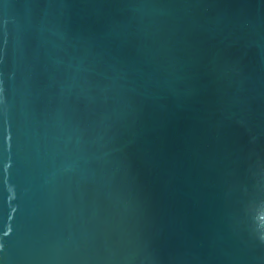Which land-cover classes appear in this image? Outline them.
I'll return each mask as SVG.
<instances>
[{
    "label": "water",
    "instance_id": "1",
    "mask_svg": "<svg viewBox=\"0 0 264 264\" xmlns=\"http://www.w3.org/2000/svg\"><path fill=\"white\" fill-rule=\"evenodd\" d=\"M0 264H264V0H0Z\"/></svg>",
    "mask_w": 264,
    "mask_h": 264
}]
</instances>
